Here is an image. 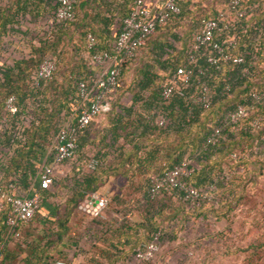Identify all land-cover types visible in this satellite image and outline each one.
<instances>
[{
	"label": "trees",
	"instance_id": "obj_1",
	"mask_svg": "<svg viewBox=\"0 0 264 264\" xmlns=\"http://www.w3.org/2000/svg\"><path fill=\"white\" fill-rule=\"evenodd\" d=\"M263 1L245 0L243 4H261ZM18 2L19 0L16 1V3ZM21 2L22 4L18 5V7L21 9L22 14H25L28 0H21ZM227 2L228 0H177L179 11L170 13L165 22L157 24L154 32L146 37L136 53L126 57L119 65L118 84L112 88L110 93V110L120 97L123 98L122 95L125 92V87L121 81L123 69L133 60L139 59L145 50L150 48V40L153 37H156L155 40L161 39V43L157 42L154 44L161 51H164L165 46H170L169 40L172 39L169 36L171 34L179 39L180 45L172 53H170L171 51L167 52L165 49L167 56L163 57L162 59L165 60L162 61L164 65H167V68L166 73L159 80L156 96L146 101L143 100L145 103L142 101H131L140 103L139 118L134 120L136 124L134 128L138 127L137 135L139 136L133 143L132 152L135 155H137L138 151L144 153L141 159L143 165L148 169L146 190L149 184L148 174L150 172L162 173L182 160H188L192 163L193 171L187 180L196 187H203L210 182H214L216 188L219 189V185L227 184L229 186L233 177L244 184L247 181H253L256 176L264 171L263 149L261 148L264 124L252 133L242 131L238 127H227L224 129L226 135L220 138L219 142L212 145L205 142L212 125L217 124L218 118L225 111L241 102L249 88H261L263 86L264 65L260 68L255 63L252 67H249L250 75H244L240 71L241 65L222 64L220 65L221 70L218 71L207 64L204 57L201 56L198 57L196 65L193 66L194 73L189 79V85L181 88L182 95L174 92L166 101L161 100L159 96L161 82L182 63L188 44L199 25L200 19L206 17L218 18ZM35 6L42 13L46 12L45 14L49 15L50 19L55 8V2L54 0H36ZM131 8L132 0H76L74 4L75 19L73 21L49 23V27L44 30L42 36L35 35L36 43L29 44L30 48L27 57L15 59L11 65L4 66L5 72L0 76V170L5 183L14 182L23 190L27 189L30 182H33L34 187H37L38 162L43 158L44 153L46 156L42 161L50 162L51 156L48 154V145L49 143L51 144L50 141L56 129L68 119V115H64L65 120L55 126V123H52L53 117L58 115L61 110L67 111L70 102L75 101V106L78 104L79 99L76 94L75 82L83 80L89 84L91 78L95 77L98 68L91 63V54L95 50L113 53L112 42L120 30L122 19ZM34 10V8H31L28 12ZM115 19H117L116 24L114 22ZM5 20L0 21V35L4 32L5 22L10 21L8 19ZM234 24V32L237 34L238 41L236 46L231 49V53L235 54L244 51L246 53V61L250 60L251 53H255L258 57L256 62L264 61V8L261 11L253 12L250 16L239 18ZM71 28L76 29L77 41L75 43L72 41L71 34H69ZM87 32L91 33L94 38L95 49L86 46L85 35ZM224 35L225 33L222 32L218 38ZM59 50L62 51V54L58 53L60 52ZM47 56H52L56 63L52 77L34 87L30 83L31 77L39 62ZM172 56H175L176 63L168 61V59H172ZM196 67L206 68V72L211 73L212 76L207 77L205 74L196 73ZM140 75L147 79L145 75ZM197 78L205 80L211 93L210 104L206 108L192 101V98L198 94H203L199 84L196 82ZM252 78H255V80H252ZM225 84L229 86L228 91L223 89ZM54 89L61 90V99L57 102V108L55 109L53 104L41 103V101H44L46 93H51V91L52 93L54 91L51 94L53 101L56 100ZM9 94L15 95L17 106V111L12 114L3 110L4 99ZM263 111L264 106L258 110V112ZM156 115L164 117L165 122L163 125L154 123L153 118ZM51 126L54 129L53 134L49 132ZM87 127L79 135L77 143ZM146 133L155 135L150 138ZM160 133L167 134L171 140L165 139L167 142L160 141ZM143 135L145 138H141ZM164 143H174L169 153L164 151L167 147ZM242 145L248 149V155L229 165H225L228 155ZM160 146H162L161 150ZM144 147L146 149L141 150ZM93 156L98 159V164L93 170H88L85 162L89 156L86 157L84 166L87 172L80 171V178L73 181L70 194L65 200L62 218L57 219L58 232L56 231V238L52 240H58L65 231L63 224L69 212L73 208L76 209V205L84 192L95 190L102 183V180L98 179L95 174L99 166V157L96 154H93ZM76 158L75 153L73 159L64 162L75 165L77 162ZM226 168L230 169L231 174L227 176L226 183H223V180L219 179L218 175L221 172L226 174ZM54 184L55 179L53 178L49 187L39 188L40 205L37 212L48 198L54 196L55 192L52 190ZM216 192L218 190L214 192V198L216 197ZM161 195L172 194L163 193ZM234 197V201L228 203V208L229 206H235V202L241 196L236 195ZM225 200L223 197L218 198L219 205H224L226 203ZM179 204L184 207V220L187 219L193 222L205 210V205H208V202L204 201L194 209L186 208L181 201H179ZM219 205L213 206L219 207ZM221 212L219 215L222 214ZM6 213V208L0 211V264H8V261L11 260H6L4 258L5 255L9 254L11 257H15L19 254L21 250L17 248L18 243L20 246L23 244L28 246L29 244L27 241L25 242V238L21 237L18 240H13L7 235V226L4 222ZM216 214L217 212L213 213V216L216 217ZM179 222L174 221L172 217H168L165 221L156 223L149 231L147 238L136 242L129 251V258L131 259L139 243L147 240L155 230L161 229L165 240L167 235L171 237L169 232L164 231L166 223L178 225ZM8 242L15 245L16 248L11 250L6 247ZM45 244L46 246L48 245V243ZM32 249L33 253L37 254L39 252L40 255L37 254L32 262L30 258H22L20 259L21 264H39L41 262L54 264L56 259L62 258L46 254L45 261H43L41 260V255L44 249L41 250L39 244H36Z\"/></svg>",
	"mask_w": 264,
	"mask_h": 264
},
{
	"label": "crops",
	"instance_id": "obj_2",
	"mask_svg": "<svg viewBox=\"0 0 264 264\" xmlns=\"http://www.w3.org/2000/svg\"><path fill=\"white\" fill-rule=\"evenodd\" d=\"M16 1L0 0V21L10 20L5 22L4 32L0 35V47L7 49L5 54L0 55V76L5 72L4 66L11 65L15 59L27 57L29 44L36 43L35 35L42 36L49 27V15L36 8V0H28L25 14L18 7L22 4L21 0ZM31 8L35 10L28 12ZM12 31L13 34H10ZM14 34H18V40ZM69 34L75 43L76 29L71 28ZM7 40L15 44L9 45ZM17 46L23 53L16 55L14 49ZM139 109V102L120 97L109 113L98 115L89 123L77 143V162L75 165L68 162L60 165L61 172L55 174L52 187L55 194L47 199L46 210L40 217L36 213L22 227L21 237L29 244L26 247L21 245L22 251L16 257L34 261L40 253H33L32 248L39 244L41 250L44 249L41 255L43 261L48 254L79 264H132L128 253L136 242L146 239L156 223L172 217L180 222L178 225L166 223L164 231L169 232L171 237L167 235L164 240L162 257L155 263L142 264H264V215L256 217V220L252 219L253 215H248L251 213L249 209L258 207V201L264 208V171L244 184L233 177L229 186L219 185L216 197L207 201L208 205L195 221L184 220V207L174 195H160L152 200L146 195L148 169L141 159L144 153L138 151L135 155L132 152L133 143L139 136L138 127L134 128ZM146 135L151 138L155 134ZM141 138H145L144 135ZM159 138L162 142L171 140L165 133H160ZM166 146L164 151L169 153L174 143ZM93 154L99 157L95 174L102 180L95 190L109 198L103 218L91 217L73 208L63 224L65 231L58 240H52L56 238L57 219L62 218L72 183L80 178V171L87 172L84 162ZM45 156L44 153L42 160ZM236 195L241 197L235 206L228 208V203H232ZM220 197L226 199V203L214 207V202ZM246 205L247 213L244 212ZM215 212L216 217L213 216ZM220 212L222 214L219 215ZM237 234L238 239L235 238ZM190 246H196L194 251H199L196 257H200V263L197 259L178 256L185 249L188 252ZM6 247L11 250L16 248L9 242Z\"/></svg>",
	"mask_w": 264,
	"mask_h": 264
},
{
	"label": "built area",
	"instance_id": "obj_3",
	"mask_svg": "<svg viewBox=\"0 0 264 264\" xmlns=\"http://www.w3.org/2000/svg\"><path fill=\"white\" fill-rule=\"evenodd\" d=\"M76 0H54L55 8L51 22H71L75 19L74 4ZM245 0H228L218 18H201L199 25L192 35L188 44L182 63L170 73L160 84V99L166 101L174 92L182 95V87L189 85L193 69L198 57L203 56L206 63L216 70H221L220 65L232 63L241 65V74L250 75L249 67L255 63L261 68L264 61L256 62L258 58L251 53L250 60L246 61V53L240 51L231 53V49L237 44L238 38L234 32V22L239 18L250 16L253 12L261 11L264 8V1L261 4H243ZM179 6L177 0H132V8L122 19L120 30L112 42L113 53L105 51H94L91 56V63L98 70L91 82L78 80L75 82L76 94L79 99L75 106V113L71 118L63 122L55 131L48 154L50 162H43L37 172L38 184L34 187L30 182L27 189L23 190L14 182H4L0 170V211L7 209L5 224L7 235L13 239L21 238V229L29 223L40 205L39 188H47L52 183L56 173H60V165L75 157L77 139L89 123L98 115L107 113L111 107V90L118 84L117 75L119 65L128 56L136 53L138 47L148 35L154 32L156 25L166 21L170 13H177ZM225 35L218 38L221 33ZM86 46L94 48V38L87 32ZM55 59L52 56L43 58L37 65L32 77L31 85L38 86L52 77L55 69ZM195 72L200 75L211 77L206 68L196 67ZM255 80V78H252ZM203 94H198L192 101L199 103L203 108L210 104L211 93L205 80L196 79ZM223 89L228 91L229 86L224 85ZM264 106V84L261 88L251 87L245 93L241 102H238L231 109L225 111L212 125L205 138L208 144H215L224 137V129L227 127H238L242 131L255 132L264 124V111L258 112ZM3 110L7 113L17 111L15 95L9 94L3 102ZM253 113V114H252ZM252 114V115H251ZM153 121L157 125H163L165 119L156 115ZM264 157V135L261 136ZM248 155V149L242 145L234 149L226 158L225 165H229L238 159ZM98 164V159L89 155L85 162L88 170H93ZM193 171V165L188 160H182L162 173L152 171L148 174V187L146 195L152 200L161 194H172L181 201L186 208L194 209L204 201L214 200L213 194L217 190L216 184L210 182L203 187H196L187 180ZM223 183L227 175L221 172L218 175ZM109 198L106 194L90 190L85 191L76 205V209L82 214L103 218V213L108 205ZM219 205L218 201H215ZM163 231L155 230L150 237L140 242L135 249L131 262L132 264L155 263L163 254ZM190 254V251H188ZM54 264H79L67 259H56Z\"/></svg>",
	"mask_w": 264,
	"mask_h": 264
},
{
	"label": "rangeland",
	"instance_id": "obj_4",
	"mask_svg": "<svg viewBox=\"0 0 264 264\" xmlns=\"http://www.w3.org/2000/svg\"><path fill=\"white\" fill-rule=\"evenodd\" d=\"M114 22L116 24L117 19H115ZM172 33L177 35L175 32H172ZM10 34H13V31L10 32ZM14 35H15V39L18 40V37H17L18 34H14ZM26 37H27V35H26ZM169 37L172 39V40H169L170 46L169 47L165 46L164 51H161L160 48H157V45L154 44L157 42L161 43L160 42L161 39L158 38V40H155L156 37H153L150 40V43H151V44H149L150 48H147L139 59L133 60L129 65H127V67H125L123 69L122 78H121L122 85L125 87V92L122 95L123 100L144 102V101L149 100L151 98H154L156 96L159 80L164 76V74L166 73V68H167V65L163 64V61L165 59H162L163 57L167 56L165 51L166 50H167V52L171 51L170 53H172L174 50H176V47L180 45L178 38L173 37L172 34ZM7 42L9 45L15 44L11 40H7ZM14 51L16 52V55L23 53V50L19 49V46H17L16 49H14ZM6 52H7V49L0 47V55L3 53L5 54ZM61 52L62 51H60L58 53L62 54ZM168 61L170 63H176L177 62L175 56H172V59L171 60L168 59ZM140 74L145 75L147 79L143 78ZM73 89H75V88L73 87ZM53 93H54V91H53ZM53 93H52V91H51V93L50 92L46 93V97L44 98L43 102L41 101V103L47 102L49 104H53L54 109H55V108H57V102L60 101V99H61V90H58V89L55 90L56 100H54V101H53L52 96H51V94H53ZM52 101H53V103H52ZM33 104H34V102H33ZM74 108H75V101L74 102L72 101V102H70L69 109L67 111L61 110L60 113H58V115H55L53 117L52 123L53 124L55 123V126H57L61 121L65 120V117H63L64 115H66V116L68 115L67 117L71 118L74 114V111H75ZM53 131H54V129L51 126L50 131H49L50 134L51 133L53 134ZM49 147H50V143L48 145V150H49ZM42 163H43V161H42V159H40L38 162V169ZM230 172H231L230 169L226 168L225 173L227 174V176L229 174H231ZM260 202L261 201H258L256 203V204H258L257 205L258 207H255L253 209H249V210H251V213L249 212L248 215H250V214L253 215L252 216L253 220H256L255 219L256 217H261L264 215V208L262 207L263 205L259 204ZM46 203L44 204L45 208L44 207L42 209L40 208L39 211L37 212L39 214L38 217H40V215H41V213H43L42 211H44V209L46 210ZM240 209L242 211L245 209L244 212L247 213L248 212V205H246L244 209H243V207H240ZM238 237H239L238 234L235 235L236 239H238ZM15 244H17V243H15ZM17 245L19 246V247L18 246L17 247L19 249H21L20 244L18 243ZM190 247H191L190 250H188V251H190V254L185 249L184 251H181L178 256H180V258H184L186 256V258H189L188 260H196L197 259L198 262L200 263V257H196V254L197 253L199 254V251L198 252L194 251L196 246H190ZM16 256L11 257L9 254H7L4 256V258L6 260L11 259L10 262H12V263H9V264H21L19 262L21 258H17ZM194 256L196 258H192ZM197 256H199V255H197Z\"/></svg>",
	"mask_w": 264,
	"mask_h": 264
}]
</instances>
